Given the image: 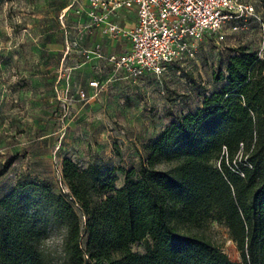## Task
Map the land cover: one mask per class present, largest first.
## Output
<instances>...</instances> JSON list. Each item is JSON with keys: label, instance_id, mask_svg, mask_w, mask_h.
<instances>
[{"label": "rangeland", "instance_id": "obj_1", "mask_svg": "<svg viewBox=\"0 0 264 264\" xmlns=\"http://www.w3.org/2000/svg\"><path fill=\"white\" fill-rule=\"evenodd\" d=\"M243 1L261 7L262 22L253 17L232 20L221 33L205 34L195 44L193 58L174 64L159 78L133 79L105 59L127 50V40L85 28L87 18L77 9L87 0H0V169L9 163L0 173V195L19 177L49 181L59 190L65 157L80 166L95 162L135 169L145 155L144 144L172 122L191 121L192 113L207 107L204 101L222 87L229 57L250 53L264 59V0ZM133 19L131 12L117 14L125 28ZM233 25L238 29L232 30ZM261 59L250 60L239 73L246 79L238 91L249 115L229 117L225 123L202 117L190 137L175 145L172 157L158 165L160 170L178 167L182 173L180 186H167L185 215L179 231L212 243L207 250L182 252L178 260L264 264L261 253L253 259L249 253L250 208L244 198L264 169ZM92 80L96 87L89 85ZM232 109L243 114L236 103ZM217 127L224 142L212 134ZM116 173L119 186L123 174ZM60 237L53 230L45 239V264H64ZM152 245L147 237L130 246L150 260Z\"/></svg>", "mask_w": 264, "mask_h": 264}, {"label": "trees", "instance_id": "obj_2", "mask_svg": "<svg viewBox=\"0 0 264 264\" xmlns=\"http://www.w3.org/2000/svg\"><path fill=\"white\" fill-rule=\"evenodd\" d=\"M243 54L229 57L222 87L204 101L206 108L192 113L191 121L184 117L172 122L154 141L143 145L145 155L135 169L95 162L80 166L65 157L59 190L49 181L17 178L0 195V264H45L44 241L53 230L61 232L64 264H152L153 260L155 264H201L178 260L180 253L207 250L212 243L203 236L179 231L177 224L186 223L185 215L171 200L167 186H180L182 173L178 167L160 170L158 165L172 157L175 145L190 137L202 117H217L225 123L229 117L249 115L244 95L238 91L246 79L241 80L239 73L250 60L261 58ZM234 103L242 115L233 113ZM221 131L217 127L212 134L222 139ZM8 165L3 164L0 173ZM116 171L123 174L119 186L115 185ZM216 173L222 181L219 170ZM262 174L244 193L250 208L248 247L252 259L257 253L264 257V169ZM147 237L154 249L150 260L130 246Z\"/></svg>", "mask_w": 264, "mask_h": 264}, {"label": "built area", "instance_id": "obj_3", "mask_svg": "<svg viewBox=\"0 0 264 264\" xmlns=\"http://www.w3.org/2000/svg\"><path fill=\"white\" fill-rule=\"evenodd\" d=\"M77 11L87 18L88 30L101 29L112 39L128 41L127 50L105 59L133 79L159 78L174 64L193 58L195 44L205 34L221 33L232 20L253 17L263 21L261 7L243 0H87ZM121 11L134 13L130 28L117 21ZM89 85L96 87L98 83L92 80ZM80 96L87 95L81 90Z\"/></svg>", "mask_w": 264, "mask_h": 264}, {"label": "crops", "instance_id": "obj_4", "mask_svg": "<svg viewBox=\"0 0 264 264\" xmlns=\"http://www.w3.org/2000/svg\"><path fill=\"white\" fill-rule=\"evenodd\" d=\"M118 19H119V17H118ZM134 21H135V15H134V19H133V22H132L131 26L134 24ZM127 48H129V43H128V47ZM117 53H119V52H117Z\"/></svg>", "mask_w": 264, "mask_h": 264}]
</instances>
